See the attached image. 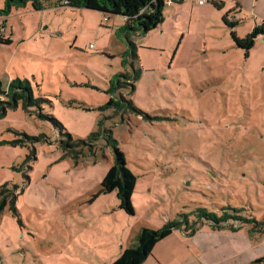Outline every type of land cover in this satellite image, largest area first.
Instances as JSON below:
<instances>
[{"label": "rangeland", "instance_id": "rangeland-1", "mask_svg": "<svg viewBox=\"0 0 264 264\" xmlns=\"http://www.w3.org/2000/svg\"><path fill=\"white\" fill-rule=\"evenodd\" d=\"M199 1L166 3L162 23L131 34L136 49L118 15L57 0L0 15L13 40L0 43L3 87L21 79L43 99L0 118V199L18 194L0 218V264H110L142 227L192 223L197 208L254 222L177 229L143 264H264V33L249 51L232 36L264 22V0ZM116 146L137 176L134 214L102 191Z\"/></svg>", "mask_w": 264, "mask_h": 264}, {"label": "trees", "instance_id": "trees-1", "mask_svg": "<svg viewBox=\"0 0 264 264\" xmlns=\"http://www.w3.org/2000/svg\"><path fill=\"white\" fill-rule=\"evenodd\" d=\"M4 8L0 10V15H8L13 7H21L30 4L34 9L41 10L50 0H3ZM183 0H57L60 5L87 8L91 10L100 11L108 17L110 15L121 16L125 21V24L117 28V35L125 37L126 40L132 45V49H136L133 42L130 41L131 34L134 33H146L152 28L157 27L164 20V8L168 2H182ZM218 6L219 2H214ZM225 21L228 20L225 17ZM231 25H237L238 22L230 23ZM264 33V22L256 24L254 29L244 37H238L234 32L232 36L238 47L244 48L249 51L255 45L256 38ZM13 40L11 38H4L0 36V43L10 44ZM127 50V53L135 56L133 50ZM134 70V69H133ZM135 72V70H134ZM138 72L134 73L133 79L138 76ZM126 77V73H120L116 77L119 82L121 78ZM130 79V78H129ZM29 82V81H28ZM115 87L113 86L112 89ZM131 89L134 90V84H131ZM40 97H35L32 87L29 83H25L21 79L12 80L9 87L5 89L0 79V118L5 116L10 109L16 108L19 104L27 111H31L37 107L42 108ZM130 107H135L132 100H127ZM114 104L118 109L124 106L119 100L113 97L109 98L108 103L105 105ZM104 106V107H105ZM138 109V108H137ZM50 121H52L60 130L62 134L69 136L70 132L66 130L64 125L53 115L44 114ZM116 142V140H113ZM112 141V142H113ZM83 142L82 139H76L75 143ZM116 162L109 167L108 171L104 175L101 181L102 191L112 192L116 190L117 197L120 201V207L128 214L135 213V207L132 202V196L137 185V176L129 169L126 164V159L123 151L119 146H116ZM5 187L0 186V191ZM17 199L18 194L11 197V199H0V218L6 207L17 214ZM235 212H241L240 209H234ZM198 214V220H193L192 223L189 220L188 215H185L184 221L169 220L159 229H150L142 227L137 236L136 242L133 246L124 249L121 255L110 264H143L144 261L152 254V251L157 243L163 239L169 237L177 229H182L187 235H194L198 230L201 222L208 221L213 227H220L222 223L227 222L229 219L238 220L239 223L254 222L251 218H245L238 215H230L223 209V214L218 215L216 212L208 211L205 208H197L195 210ZM20 221V219H19ZM21 222V221H20ZM257 225H262L264 222L255 221ZM235 226L233 225L232 228ZM263 259L260 260L263 261Z\"/></svg>", "mask_w": 264, "mask_h": 264}, {"label": "crops", "instance_id": "crops-1", "mask_svg": "<svg viewBox=\"0 0 264 264\" xmlns=\"http://www.w3.org/2000/svg\"><path fill=\"white\" fill-rule=\"evenodd\" d=\"M214 2H219L218 0H213ZM237 7L239 8H241L242 7V3H241V1L240 0H238L237 1ZM0 163H2L1 161H0ZM175 232V231H174ZM171 236V235H170ZM169 236V237H170ZM168 238V237H167ZM149 261V258L145 261V263L146 262H148ZM150 264H157V261H152ZM161 264H163L162 262H161Z\"/></svg>", "mask_w": 264, "mask_h": 264}, {"label": "built area", "instance_id": "built-area-1", "mask_svg": "<svg viewBox=\"0 0 264 264\" xmlns=\"http://www.w3.org/2000/svg\"><path fill=\"white\" fill-rule=\"evenodd\" d=\"M204 1H208V0H200L199 3L204 4ZM106 19H108V17H106Z\"/></svg>", "mask_w": 264, "mask_h": 264}]
</instances>
